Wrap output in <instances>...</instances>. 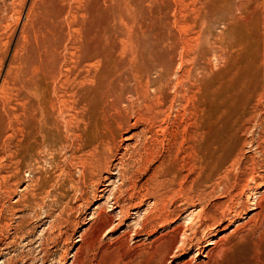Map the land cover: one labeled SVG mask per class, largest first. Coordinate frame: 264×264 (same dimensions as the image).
<instances>
[{"label": "rangeland", "instance_id": "1", "mask_svg": "<svg viewBox=\"0 0 264 264\" xmlns=\"http://www.w3.org/2000/svg\"><path fill=\"white\" fill-rule=\"evenodd\" d=\"M197 82L210 85L213 109L222 103L239 109L235 118L243 129L233 138L238 162H257L263 178L242 197L245 213L232 226L224 223L227 231L212 233L214 240L228 239L223 253L205 258L209 248L199 256L192 247L171 255L181 245L178 235L164 256L177 236L172 228L149 225L137 235L136 223L154 206L145 187L154 169L175 159L185 167V189L178 182L176 194L167 186L160 197L179 213L177 224L189 225L184 191L198 174L189 162L204 94ZM37 85L56 112L59 136L50 140L55 148L43 143L28 158L30 121L21 117L24 105L42 103L34 95ZM115 117L128 121L125 138L148 131L147 138L156 139L151 170L137 165L136 142L123 141L102 185H83V153ZM263 139L264 0H0V264H264V223L237 232L255 213L249 212L254 195L264 192ZM20 149L28 157H19ZM230 168L231 176L240 175L238 163ZM69 177L78 187L69 186ZM44 180L49 185L39 207L20 201L30 200ZM106 188L109 193H100ZM114 192L130 217L120 218V207L106 202ZM226 201L217 191L195 202L192 215ZM95 207L106 213L98 222L89 220Z\"/></svg>", "mask_w": 264, "mask_h": 264}, {"label": "bare ground", "instance_id": "2", "mask_svg": "<svg viewBox=\"0 0 264 264\" xmlns=\"http://www.w3.org/2000/svg\"><path fill=\"white\" fill-rule=\"evenodd\" d=\"M197 86L201 89V91H203L204 94L203 96L201 95L202 96V103H200L201 117L199 115L198 117L200 118L197 117V122L195 123V130L193 131L194 141L191 146V158L189 157L191 159L189 162L190 169L192 170L193 173L195 174L198 173V174L197 176L195 175L196 178L194 177L195 179H193V181L191 180L192 187H189L188 190L184 191L186 194L184 203L187 206V208L184 210V213L186 214L190 212L189 217L187 216V218L190 219L189 225L184 229L183 226L177 224L178 219L180 218V216H177L179 213L176 215L177 213L176 211H171L164 202L165 198L160 197L161 190L166 188L167 186L171 187V189L169 188L171 190L169 191L170 195L175 193L178 186V182H180L181 180L182 173L185 167L180 166L178 161H176L175 159L173 161L170 160L168 163L165 162L166 160H164L159 167L154 169L155 171L152 174L150 180L147 181V183L145 184V187H147L146 190L148 194H151L155 198L154 206L150 212L143 214L141 220L136 223V226L138 228L136 229L135 232L137 235L146 232V229L149 225L154 227H156V225H161L163 227L170 226L172 228V231L176 233L177 236L172 238V245L170 248H167L166 252L164 253V256L169 255L172 252V249L175 246L176 242L177 243L179 242L178 235L181 236V237L179 236L181 238L180 241L181 245L178 246L177 244V246H175L176 251L171 255L174 254L176 255L180 251H184L186 248L192 249V247H197L196 251L199 256L200 254H204L206 249L209 248L205 258H209L215 253L218 254L223 253L224 249L226 248L225 243L226 241H228V239H226L224 236L218 240L217 239L214 240L213 238L216 237L217 234L214 235L212 238L211 236L212 233L216 231L218 232V229L220 228H222L221 231L219 230L220 233L227 231V229L235 223V219L237 217H241L245 213L247 208H246V204L242 202L243 201L242 197L245 196L248 192L249 193L251 192L252 184H255L256 182H258L260 179L263 178V176L259 174L258 171L259 165L257 162H254L250 167L246 166V164H242V162H238L237 156L238 153L240 152V148L233 145L234 142L233 138L235 137L238 129L240 128L239 127L240 120L238 118H235L236 114L239 113L236 110L239 109L237 108L231 109L226 103H222L216 108L214 107L215 109H213L210 101L212 100L210 96L211 95L210 85L207 82H202V83L197 82ZM34 95L35 97L42 99V103L39 102L37 104L31 103L29 107L24 105V108L22 110L23 117H21V119L23 118L24 121H30L28 128L30 132H28V137L24 141L26 143L23 142L26 145L25 148H27V146L28 148H30L29 150L30 153H28L30 155L29 157L28 155L26 156L24 152L21 150L22 149L21 148L20 150L22 152L20 153L22 154L19 157H22V155L24 154L25 155V157L23 155L24 158L26 157L32 158L33 156H35L36 152L40 149V147L42 148L43 143H47L48 145L50 140L53 139L54 141L55 137L59 136V130H57L58 128L57 129L55 128L53 121L54 108H49V102L51 101L47 100V96H48L47 92L42 88L41 85H37L34 88ZM122 118L115 117L111 121V123H106L105 125H103L102 131L99 132L98 130L99 136L95 138V140H93L91 143L89 141L90 144L88 145V151H86L85 153L82 152L85 158L82 157L83 158L82 161L80 160L81 161L80 168L82 169L81 172L82 178L80 181L81 184L85 185L87 183H91V185H94L96 183H100L99 185H102L101 182L104 179L102 177V174L104 172L112 173V169L115 166L114 158L116 157V151L120 149L121 147L120 143L123 141H126L127 143H130L132 141H134V143L136 142V145L132 148V150L136 151L140 147L139 150H137L138 151L137 153L138 159H136L137 165H139L140 168L144 169L146 172L151 170L152 162L155 159L154 143L156 139L150 140L149 138H147L146 135L149 133L148 131H147L148 133L147 132L135 133L132 136L125 138L122 131L129 125H128V121ZM93 119L95 118L90 112V116H89V121L91 120L90 123L93 122ZM139 119L144 121L143 118H139ZM140 123L141 122L138 121V125ZM20 132L22 131L20 130ZM35 134L41 135L43 141L42 140L40 141V138L38 137L39 135L36 136L39 139L35 138L33 136ZM16 146L18 147V145ZM56 146L57 144L55 143L53 144L51 142L49 143L50 148L52 147L55 148ZM130 149L131 148L128 145L126 147V151H129ZM261 152L264 155V148H261ZM15 158L18 157L16 156ZM235 163H238L241 173L240 175L233 177L230 175L229 168ZM8 171L13 172L14 168L9 167ZM124 171L125 168L122 166L119 169V174L120 177H122V180H124ZM113 175L115 174L113 173ZM186 179L188 180L190 178L187 177ZM68 180L70 184L69 186L78 187L79 182H75L73 177L72 178L69 177ZM109 181L110 179L105 178V182H109ZM48 183L49 182L47 180H44L43 182H41V184H38L37 188L32 193V197L30 200L22 199L20 201L25 203L30 202L35 207H39L41 205V202L43 201V196L47 191L46 189L47 186L49 185ZM184 183H186V181ZM188 185L190 186L191 183L190 184L188 183ZM179 187H181V182ZM181 188L185 189L184 187ZM204 189L205 190L211 189V191L210 193H207ZM8 190L12 191V187L9 186ZM217 191L223 192V195L227 199L226 202L215 204L211 208L209 207L208 209L199 210L197 214L192 215L193 213H195L194 209H196L195 208L196 205L194 204L195 202H198L199 204H203L209 196H212ZM100 193L107 194L109 193V190L106 188L102 190ZM182 193L183 191L180 194ZM46 194L49 193L47 192ZM59 194L62 195V193ZM119 195L120 196H118L116 192L110 194L106 202L111 201L110 204L112 203L115 206V209L119 208L121 203V196H122L121 194ZM182 195L184 196V194ZM254 196L256 197L254 198L253 203H251V208L249 209L248 207V209L249 212H253V213L255 212V213L253 216L250 217L249 221L245 225H243V227H241L243 229L239 227L237 232L245 231V229L249 227L258 228L264 223V192L263 195L255 194ZM82 197H84V201L87 204L91 203L90 202L91 198L89 196L82 195ZM98 197L101 199L104 197V195ZM20 201L18 200L17 202ZM141 203H144V201H142ZM14 208L15 207H11V209ZM95 211L98 212H94L92 217L89 219L92 222H98L100 218L106 214L100 207H95ZM108 211L114 213L112 210H108ZM1 214L2 213H0V220H1ZM132 215H137V214L133 212ZM119 217L120 218L130 217V210H127L124 207H120ZM192 221H194V223ZM195 221L197 222V225H195L196 223ZM224 223H229L230 226L228 227L227 225V227L226 226L223 227ZM128 228L131 227H129L128 225ZM188 232H190L191 235H187ZM83 235L84 234H81L79 236L80 239L83 237ZM244 236L247 237V235ZM80 241L81 240H79V242Z\"/></svg>", "mask_w": 264, "mask_h": 264}]
</instances>
